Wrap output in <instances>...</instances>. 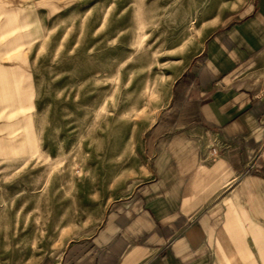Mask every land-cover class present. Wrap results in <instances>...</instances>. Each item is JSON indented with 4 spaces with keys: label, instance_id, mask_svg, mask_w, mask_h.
Here are the masks:
<instances>
[{
    "label": "rangeland",
    "instance_id": "obj_1",
    "mask_svg": "<svg viewBox=\"0 0 264 264\" xmlns=\"http://www.w3.org/2000/svg\"><path fill=\"white\" fill-rule=\"evenodd\" d=\"M246 0H0V264L90 235L142 179L175 77Z\"/></svg>",
    "mask_w": 264,
    "mask_h": 264
},
{
    "label": "crops",
    "instance_id": "obj_2",
    "mask_svg": "<svg viewBox=\"0 0 264 264\" xmlns=\"http://www.w3.org/2000/svg\"><path fill=\"white\" fill-rule=\"evenodd\" d=\"M144 150L95 230L37 264H264V0L212 29Z\"/></svg>",
    "mask_w": 264,
    "mask_h": 264
},
{
    "label": "built area",
    "instance_id": "obj_3",
    "mask_svg": "<svg viewBox=\"0 0 264 264\" xmlns=\"http://www.w3.org/2000/svg\"><path fill=\"white\" fill-rule=\"evenodd\" d=\"M216 152V150H213V153H215Z\"/></svg>",
    "mask_w": 264,
    "mask_h": 264
}]
</instances>
